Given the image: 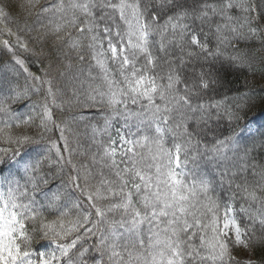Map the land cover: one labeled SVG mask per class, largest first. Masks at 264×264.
<instances>
[{"label":"snow or ice","instance_id":"6c2138e0","mask_svg":"<svg viewBox=\"0 0 264 264\" xmlns=\"http://www.w3.org/2000/svg\"><path fill=\"white\" fill-rule=\"evenodd\" d=\"M0 54V264L264 248V97L222 91L264 76V0H0Z\"/></svg>","mask_w":264,"mask_h":264},{"label":"trees","instance_id":"16d2710c","mask_svg":"<svg viewBox=\"0 0 264 264\" xmlns=\"http://www.w3.org/2000/svg\"><path fill=\"white\" fill-rule=\"evenodd\" d=\"M46 2V0H41V3ZM255 51L259 53V46L257 44V47L255 48ZM3 55V54H0ZM59 55V53L56 52L55 47H52L51 49L49 47H45L44 49V55L41 57V59L44 61V65H47L49 63V58H54L55 56ZM32 71L37 72V74H40V70L42 69V65L40 63H35L31 65ZM73 71L75 70V64H73ZM224 78V88L222 91L229 97L236 96L239 94H242V92L238 90H243V92H249L250 94H254V99L257 101V107L250 110L247 115L249 118L256 115L258 108H259V98L264 97V76H261L259 71H257L255 74H253L251 71H247L245 73V70H236L232 69L228 71L227 73L223 74ZM24 110V109H21ZM79 110H77L78 112ZM96 110L93 109L91 111L84 110L85 115L92 117V113ZM76 114V113H74ZM259 119V117H257ZM82 125H86L87 121H81ZM92 123H96L99 127L102 124V120H100L99 117L92 118ZM78 134L81 136V141L87 140L88 135L91 134V129L87 128L86 126H82L78 128ZM78 157H74V162H78ZM67 167L65 168V171H67ZM237 259L241 260L242 264H248V261L243 257H249L251 256L252 259L255 261V264H264V248H258L255 252L249 253L246 250L243 249L241 246L239 249H237L234 253ZM106 259V257H105Z\"/></svg>","mask_w":264,"mask_h":264},{"label":"rangeland","instance_id":"374dc122","mask_svg":"<svg viewBox=\"0 0 264 264\" xmlns=\"http://www.w3.org/2000/svg\"><path fill=\"white\" fill-rule=\"evenodd\" d=\"M243 258H245L248 261V257H243Z\"/></svg>","mask_w":264,"mask_h":264}]
</instances>
